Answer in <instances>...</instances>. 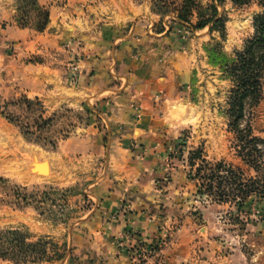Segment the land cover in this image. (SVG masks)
<instances>
[{"label": "rangeland", "instance_id": "374dc122", "mask_svg": "<svg viewBox=\"0 0 264 264\" xmlns=\"http://www.w3.org/2000/svg\"><path fill=\"white\" fill-rule=\"evenodd\" d=\"M181 2L38 0L50 15L48 24L37 29L34 8L22 0H0V230L19 229L29 241H46L50 250V258L42 261L0 259V264H110L107 257L113 252L106 250L113 240L131 264H264V199L253 195L241 210L206 200L189 177L187 161L189 152L200 148L208 161L222 160L255 174L237 155L224 113L231 84L209 61L207 47L219 41L231 56L252 33V17L260 8L225 0L218 6L226 14L221 37L209 33L208 26L191 31L180 22L175 8ZM140 20L142 48L131 43V50L141 51L169 80L154 90V116H141L140 106L132 102L130 116L106 123L111 101L80 99L79 105V94L65 87L85 84L80 62L87 56L82 49L86 35L99 33L106 40L112 33H127ZM36 65L58 69L61 78L44 80L45 90L40 85L31 89ZM24 96L37 97L41 106L28 110L15 104ZM3 109L24 125L9 121ZM41 113L52 122L26 135L23 126ZM138 120L149 131L136 137L131 132ZM246 122L255 135L264 136V80L259 102L247 108ZM117 147L127 151L128 172L120 171L122 176L117 174L123 161ZM35 162L38 168L47 162L51 171L36 175ZM102 176L112 180V188L97 184ZM147 188L159 195L151 196L155 201L145 200ZM118 191L138 197L135 212L153 224L152 236L129 226L113 238L108 228L102 233L103 223L126 215L131 205L124 197L111 207L114 200L106 197Z\"/></svg>", "mask_w": 264, "mask_h": 264}, {"label": "trees", "instance_id": "16d2710c", "mask_svg": "<svg viewBox=\"0 0 264 264\" xmlns=\"http://www.w3.org/2000/svg\"><path fill=\"white\" fill-rule=\"evenodd\" d=\"M225 0H210L202 5L196 0H182L175 8L177 19L188 25L190 30H199L208 26L209 33L218 32L225 36L226 14L219 10ZM232 4L243 6L256 3L260 10L252 17V33L244 40L240 49L231 56L223 53L221 43L208 44L209 61L218 65L222 75L230 81L224 113L228 118V127L235 135V149L241 161L255 172L246 175L243 169L224 161L211 162L202 156L200 148L191 150L187 158L195 181L197 193L206 200L216 203H230L241 210L253 195L264 199V136L253 133L249 122L242 124L248 107L255 106L262 94L264 80V0H230ZM38 12L37 29L44 28L49 22V10L38 4V0H22ZM195 16L196 20L191 21ZM15 104H25L28 110L41 106L40 100L26 96L15 100ZM5 117L18 125L20 118L3 109ZM52 122V117L36 116L32 124L23 126L26 135H35ZM24 125V124H22ZM21 125V126H22ZM51 248L54 252L55 245ZM55 253V252H54ZM63 256L60 255V257ZM50 258L47 242L29 241L22 231L14 228L0 230V259L20 262H38Z\"/></svg>", "mask_w": 264, "mask_h": 264}, {"label": "crops", "instance_id": "0c3cea01", "mask_svg": "<svg viewBox=\"0 0 264 264\" xmlns=\"http://www.w3.org/2000/svg\"><path fill=\"white\" fill-rule=\"evenodd\" d=\"M146 7L147 6L140 8L141 14L144 15ZM140 23L141 20L132 24L131 27L128 28L127 33H112L106 40L103 39L99 33L86 35L82 49L87 53V56L81 60L80 66L82 68V77L87 82L85 81V84L80 88L64 86L65 89L70 91V93L79 94L77 97L79 105L81 103L80 99H85L87 103H93V101L96 100H102V103L104 100L111 101V108L108 113L109 115H107L108 117H106V123H110L108 122L110 118H113V120L116 118L123 120L126 116H130L132 102H136L140 106L141 116H154L153 106L154 101L156 100L154 90L164 84V82H162L163 80H169V74L166 73L163 76L159 74L156 65L149 64L148 59L141 51H139L138 54L132 52L131 43H136L137 46H139V50L142 48V33L144 32V29L139 26ZM105 28L106 27H104V29ZM36 66L35 72H40H33L31 75L30 83L33 86L31 89L40 85V91L45 90L46 87L43 86H47V83H45L44 80L50 82L47 81V79L53 81L59 77L61 78V72L56 68L48 67L49 69L40 70L38 69V66L40 65ZM94 109L96 110L95 107ZM148 131L149 129L146 128V125L140 123L138 120L134 125L131 134L139 137L140 135H146ZM106 132V135H110L112 132L108 125ZM98 134H101V132ZM117 149L121 155L120 159L122 160L124 153L127 151L121 147H117ZM113 159H115L114 155ZM126 162L127 158L125 157L121 163L117 164L119 169L117 172L118 175L122 176L120 171H124V173L127 171V168L125 167ZM115 163L118 162L115 161ZM107 179L105 176H102V179L97 184L112 188V184H110V181L112 180L108 179V181ZM114 187L115 186H113V188ZM147 189V193L144 195L145 200L155 201V198V200L153 198L151 200V196L159 197V195H156V193L151 191L150 188ZM122 193L120 194L118 191L108 194L106 198L109 199L110 197V199L114 200L111 207L114 206V208H116L118 206V201L127 197L125 196L126 192ZM127 199L129 203H131L127 214L125 215L124 213H121L120 215H116L112 221L103 223L101 226V231L103 229L102 233L104 234L107 233L106 231H109V236L113 238V236L116 237L120 235L123 227L129 226L139 229L144 237L152 236L153 224L149 220L146 221V217L143 213L140 211L137 213L135 212L138 209V197H127ZM106 228H108V230L105 231ZM132 241L134 242V240ZM111 250L113 252V257L111 259L110 257H107V262L110 264H131L122 251L119 250L118 246L115 245L114 240L109 242L108 250H106V252Z\"/></svg>", "mask_w": 264, "mask_h": 264}, {"label": "bare ground", "instance_id": "6f19581e", "mask_svg": "<svg viewBox=\"0 0 264 264\" xmlns=\"http://www.w3.org/2000/svg\"><path fill=\"white\" fill-rule=\"evenodd\" d=\"M37 165L38 164L36 162L33 164V166H32V172L36 173L35 171L38 170L40 173H42V172L43 173L42 174L36 173V174H39V175H46L44 173H47L48 174L49 169H50V165L47 162H43V164L39 165L40 168H41V170H40V168H38Z\"/></svg>", "mask_w": 264, "mask_h": 264}, {"label": "water", "instance_id": "95a60500", "mask_svg": "<svg viewBox=\"0 0 264 264\" xmlns=\"http://www.w3.org/2000/svg\"><path fill=\"white\" fill-rule=\"evenodd\" d=\"M35 172H36V173H39V174H42V173H40L38 170H36Z\"/></svg>", "mask_w": 264, "mask_h": 264}]
</instances>
